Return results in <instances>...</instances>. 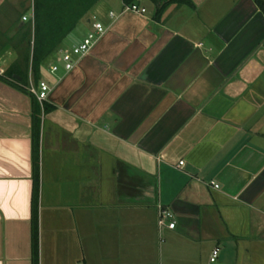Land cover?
Returning a JSON list of instances; mask_svg holds the SVG:
<instances>
[{
	"label": "crops",
	"instance_id": "obj_1",
	"mask_svg": "<svg viewBox=\"0 0 264 264\" xmlns=\"http://www.w3.org/2000/svg\"><path fill=\"white\" fill-rule=\"evenodd\" d=\"M150 1L92 10L108 29L52 87L39 140L33 96L0 78V264H33L34 203L38 264H208L217 246L264 264V13ZM33 5L0 0V62L22 75Z\"/></svg>",
	"mask_w": 264,
	"mask_h": 264
},
{
	"label": "trees",
	"instance_id": "obj_2",
	"mask_svg": "<svg viewBox=\"0 0 264 264\" xmlns=\"http://www.w3.org/2000/svg\"><path fill=\"white\" fill-rule=\"evenodd\" d=\"M102 0H33L34 22L33 45L28 55V63L32 64L35 80L38 83L42 79V70L48 60L55 58L62 49L64 41L73 33L79 25L89 16L92 10ZM128 4L136 3L138 0H124ZM264 13V0H255ZM172 3L191 5L190 0H171ZM31 44V43H30ZM31 46V45H30ZM21 78L19 81L18 78ZM5 82L18 87L23 92L28 91L18 84L27 85V77L17 70L10 68L6 77H0ZM10 79V80H9ZM34 104V134L35 139L41 136L42 112L49 110V104H41L33 97ZM37 150L35 149V159ZM38 186V185H37ZM33 264H38L39 253V226L38 205L33 204Z\"/></svg>",
	"mask_w": 264,
	"mask_h": 264
},
{
	"label": "built area",
	"instance_id": "obj_3",
	"mask_svg": "<svg viewBox=\"0 0 264 264\" xmlns=\"http://www.w3.org/2000/svg\"><path fill=\"white\" fill-rule=\"evenodd\" d=\"M123 1V12H130L136 15H145L147 13V9L138 3L128 4L124 0ZM34 5L32 7V15L31 18L24 17V21L30 20V22H34ZM110 18L113 20L116 17L114 12L109 13ZM89 26L92 28V31L87 35V37L82 41V43L73 48V51H65L62 57V62L65 65V71L70 72L76 68L80 59L85 57L90 53L92 48L98 42V40L106 33L108 27L103 24L101 21L94 19ZM59 71V67L57 65H52L50 68V73L55 74ZM7 67L5 64L0 62V77H6ZM28 92L36 98V100L43 107L45 103L49 102V96L52 92V87L49 83L44 80H40L38 83H34L32 78H30V82L27 85ZM182 165V163H181ZM213 185H215L213 183ZM218 188V185H215ZM158 226L160 229L167 228L169 230H175L177 227L176 216L172 210L166 208L162 205L158 206ZM220 247H215L208 260V264H220Z\"/></svg>",
	"mask_w": 264,
	"mask_h": 264
},
{
	"label": "rangeland",
	"instance_id": "obj_4",
	"mask_svg": "<svg viewBox=\"0 0 264 264\" xmlns=\"http://www.w3.org/2000/svg\"><path fill=\"white\" fill-rule=\"evenodd\" d=\"M109 3L112 4L115 13L118 15L121 12V7H122V0H109ZM136 3L142 5L147 9L148 14L150 12L155 11V7L153 3L150 0H138ZM32 11L29 10L27 11V15H31ZM89 18V16H87ZM86 18V19H87ZM85 19V20H86ZM85 20L79 25V27L71 33V35L64 41L62 50L56 55L55 58H52L47 61V63L44 65L43 70H42V79L46 81L47 83L50 84L51 87H53L56 83L60 81V79L64 76L66 73L65 71V65L62 62V57L65 51H73V48L75 46H78L82 43V41L87 37V35L92 31V28L89 27L86 23ZM32 46L29 47L28 54L31 52ZM27 55V54H26ZM25 55V56H26ZM52 65H57L59 67V71L56 72L55 74L50 73V68ZM26 77H27V83L30 82V78L34 81V83H37L35 80L34 76V71L32 68V64L28 63L26 64Z\"/></svg>",
	"mask_w": 264,
	"mask_h": 264
},
{
	"label": "water",
	"instance_id": "obj_5",
	"mask_svg": "<svg viewBox=\"0 0 264 264\" xmlns=\"http://www.w3.org/2000/svg\"><path fill=\"white\" fill-rule=\"evenodd\" d=\"M98 19V20H100L101 22H103L106 26L108 25V23H105L98 15H97V12H96V10L93 12V17H91V18H89V20H88V24H91L92 23V21L94 20V19ZM18 79H21V78H18Z\"/></svg>",
	"mask_w": 264,
	"mask_h": 264
}]
</instances>
